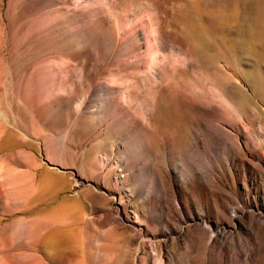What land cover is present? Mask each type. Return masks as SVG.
Instances as JSON below:
<instances>
[{
  "label": "rangeland",
  "instance_id": "rangeland-1",
  "mask_svg": "<svg viewBox=\"0 0 264 264\" xmlns=\"http://www.w3.org/2000/svg\"><path fill=\"white\" fill-rule=\"evenodd\" d=\"M0 264H264V0H0Z\"/></svg>",
  "mask_w": 264,
  "mask_h": 264
}]
</instances>
